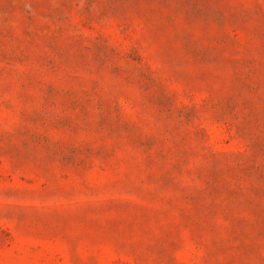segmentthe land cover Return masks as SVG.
Instances as JSON below:
<instances>
[{
    "label": "rangeland",
    "instance_id": "obj_1",
    "mask_svg": "<svg viewBox=\"0 0 264 264\" xmlns=\"http://www.w3.org/2000/svg\"><path fill=\"white\" fill-rule=\"evenodd\" d=\"M0 264H264V0H0Z\"/></svg>",
    "mask_w": 264,
    "mask_h": 264
}]
</instances>
